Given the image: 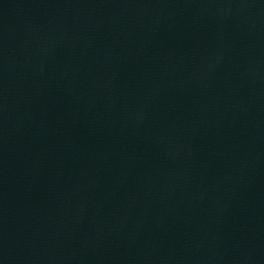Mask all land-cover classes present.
I'll return each instance as SVG.
<instances>
[{
	"label": "water",
	"instance_id": "95a60500",
	"mask_svg": "<svg viewBox=\"0 0 264 264\" xmlns=\"http://www.w3.org/2000/svg\"><path fill=\"white\" fill-rule=\"evenodd\" d=\"M21 264H264V0H98Z\"/></svg>",
	"mask_w": 264,
	"mask_h": 264
}]
</instances>
